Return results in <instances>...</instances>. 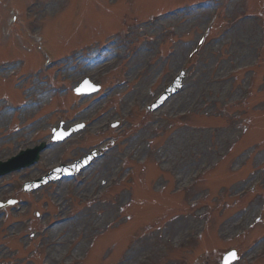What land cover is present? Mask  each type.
Masks as SVG:
<instances>
[{"label": "rangeland", "instance_id": "rangeland-1", "mask_svg": "<svg viewBox=\"0 0 264 264\" xmlns=\"http://www.w3.org/2000/svg\"><path fill=\"white\" fill-rule=\"evenodd\" d=\"M3 1L4 3L0 4V62L3 63L0 66V99L2 103L5 102L0 105V155L3 156V152L8 155L10 151H16L12 152V155H17L20 147H32L42 142L50 145L43 153L39 165L0 179V200L16 198L19 200L17 208L27 210L23 219L19 217L22 223H19L18 227L15 226L16 221L6 224L8 233L11 230L17 232L19 226L27 232L31 226L37 232L33 240L26 239L25 230H22L26 234L21 238L8 239L5 235L3 241L8 249L0 248V264H31L33 261L41 264V259L45 257L37 256L44 253L39 248L41 246L47 251L48 247L50 251L55 250L56 256L52 258L57 264L66 254L65 249L71 240L79 241L76 250L72 249V255L79 260L76 264H123L122 260L129 250L133 253L135 262L129 261L125 264H136V258L161 253L164 247L173 250L170 248L172 244H177L183 239L189 229L199 227L204 219L202 220V217L194 222L193 212H200L206 203L190 209L191 201L206 194L211 196L209 204L218 209V214L212 216L209 211L211 217L207 219H213L210 227L212 233L209 232L212 239L206 244L209 248L203 250L212 251L219 246V241L213 233L218 231L221 235V229L227 225L226 234L221 237L222 243L227 245L225 250L230 248L232 244L225 243L224 238L230 234L233 236L237 229L233 226L238 221L245 220L249 223L264 199L259 198L260 195L264 196V188L262 193L258 192L257 195L244 198L239 196L252 182L264 179V0H249V3L248 0H193L202 3L209 1V7L202 11H192L188 16L178 15L172 20L167 16L151 17L144 23L146 19L142 16L134 29L124 28L118 35H110L109 32L113 26L119 29L120 23H123L121 17L132 18L138 14V10L140 14L158 10L154 13L159 14L162 11L159 5L170 2L168 7H162L164 12L175 6L172 5L174 3L179 6L180 3L191 0H0V3ZM66 2L71 5L67 6ZM23 7L31 16L29 18L21 14L19 27L13 31L7 26V19ZM216 8L222 10L218 28L210 36L202 53L192 61L183 90L157 111L144 114L141 111L142 106L138 110L130 111L133 105H137L134 103L137 98H133L132 94L148 75L152 78L150 82L155 83V86L150 94L138 97L142 105L149 104L161 94L164 84L176 76L187 54L196 46L207 18ZM63 9L65 10L60 16L55 18ZM75 24L79 26L80 31L96 33L97 37H101L103 31L108 32L98 39L90 34L85 38L77 35L75 40H65ZM40 34L41 43L49 45L50 50L58 56V62L56 61L55 66L49 70L48 76L42 74L40 80H31V90L36 88L39 91H33L35 98L30 104L25 95L28 97L31 90L25 88L23 93L25 86L21 84L28 83L31 78L30 71L39 68L42 58L35 56L33 52L25 51V46H31V36L38 37ZM64 42H77L76 46L86 45L82 53L84 59L89 56L92 48L98 49L99 53L103 48H108L97 60L104 66L103 72L89 73V69L95 64L92 61L79 63L76 70L70 71L71 74L64 71V63L60 59L67 58L70 54L75 55L71 50L66 51ZM17 59H21L20 65L25 68L19 77L16 75L20 72L11 74ZM32 61V65L37 64L31 68ZM148 66L154 68L147 70ZM82 73L83 76L78 79ZM85 77H90L104 89L109 88L108 91L112 90L111 87H116L117 82L126 81L125 87L117 90V100L114 99L110 103H107V99L100 101L102 104L98 115L95 121L90 123L86 112H82V105L89 102L86 99L77 101L72 95L74 87ZM50 87H55V90H58L56 87L67 89L70 93L58 90L59 92L47 94V91H43ZM41 97L44 98L39 107L35 99L39 100ZM94 112L92 110V113ZM99 121L104 123L93 126ZM63 122L66 129L80 122H86L87 127L62 144L51 143L52 128ZM114 122L120 125L113 128ZM245 133L237 148L230 152L232 161L222 157L223 165H236L238 161L248 162L243 167L247 170L244 174L240 176L241 172H226L224 169V176L230 180L221 178L223 172L220 171L215 174L216 177L220 176L216 181H211L210 177V180L199 182L193 189L186 187L190 186L189 183L196 174L207 169L204 164L215 160H211L217 157L215 151L220 152V148L229 149L230 144L233 146L237 137L240 138ZM17 135L20 137L14 138ZM98 148L104 150L103 156L96 163L112 156L115 168L119 166L116 170L121 174L115 178L118 182L112 188L108 183L109 175H101L99 187L93 193H101L99 202L98 199L91 198L88 204L82 205L84 201L78 198L81 193H76L82 187L83 177L89 175V168L82 172L83 175L69 180L73 186L63 189L62 192L59 191L61 182L32 193L26 194L23 191L25 182L33 181L58 166L59 157H65L64 162L68 163L70 158L80 159ZM194 150L204 162L194 165L195 157L189 156ZM131 151L133 152L130 153ZM145 155L152 157L148 162L142 163ZM241 162L239 167L242 166ZM130 170L134 173L129 176ZM31 171H34L36 177H30L33 173ZM114 171L111 174H114ZM208 171L214 172L213 169ZM239 176V180L244 183H236L235 180ZM92 180H89V183ZM163 182H167L169 186L164 191H157ZM225 185L227 192L220 193ZM178 187H186L188 191L178 197L174 193ZM107 188H110V192L105 194L103 191ZM207 189H210L209 192ZM225 193L227 194L224 201H230L232 206L238 207L236 212L239 213L236 215H228V211L221 215L222 204H216V198ZM56 199L60 202L59 211L54 204ZM121 207L124 208L122 213L119 211ZM29 209L31 211H28ZM4 211L11 212L9 216L18 215L14 213L13 207ZM34 211L43 212L42 221L40 220L42 223L38 222V219L36 223H32ZM68 211H72L73 215L82 211L85 215H92L95 218L94 223L86 219V227L80 225L79 231L75 230L74 234H58L64 243L49 244V240L43 238L45 235L41 236L42 229H46L44 222L52 221L58 213L57 218L62 219ZM234 212L232 211L233 214ZM188 214L192 215L187 216ZM179 215L185 217H176ZM122 216L123 220L120 221ZM115 217L119 218V223L112 222ZM261 230L263 234L258 235L257 230H254L251 236L263 240L260 248L264 251V224ZM96 236L98 237L95 246L87 257ZM87 237L90 239L87 240ZM207 240L208 238L205 239ZM27 243L35 245L36 253L21 252ZM240 244L241 242L233 243L236 249ZM244 246L245 244L242 245ZM184 255L191 257L185 253L180 257ZM207 258L209 256L204 260ZM24 259L27 262L23 261Z\"/></svg>", "mask_w": 264, "mask_h": 264}, {"label": "bare ground", "instance_id": "bare-ground-1", "mask_svg": "<svg viewBox=\"0 0 264 264\" xmlns=\"http://www.w3.org/2000/svg\"><path fill=\"white\" fill-rule=\"evenodd\" d=\"M101 67L102 66H99V65L96 68L93 67L92 70H91L92 71L91 74H95V73L100 72ZM150 81H151V76L148 75L142 81L143 83H141L140 86H137L136 87L138 89L136 90V92H133V94H132L133 95V98H138V97L146 96L147 93H148V91L155 86V83H152ZM138 91H140V92H138ZM125 101L127 102V99ZM40 102H41V99H40ZM98 108L99 107L97 106V107L93 108L92 110L97 111ZM90 113L93 114L92 111ZM103 123H104L103 121H99L98 123H95L94 125H99L100 126ZM18 137H20V135L19 136L17 135L14 138L18 139ZM6 155L7 154L3 152V156L6 157ZM113 163L114 162L112 161V158H108L107 160H104L103 162L94 163V165L90 168L91 170L89 169L87 171L89 175H87V177L85 176V180L83 182V186L84 187L82 186L77 191V193H80L81 192V197L83 199H86V198H90L91 199V198L95 197L96 195L93 194V193L99 187L98 186L99 185L98 183H99V181L101 179V175H104L105 177H106V175H109V179L110 180H109L108 183H110V181H111L112 178L116 177L117 170L115 168V164H113ZM112 171H114V174H111ZM31 172H33V173L30 175V177L36 176V174L34 173V171H31ZM97 173H99V174L97 175ZM91 179H93V180H92L91 183H89V180H91ZM101 183H102V181H101ZM69 186H71V184H69V183L68 184L61 185L60 186V192H62L63 189H66ZM57 203H60V202L57 201ZM86 219L90 220L92 222V224L94 223V220H95V218L92 215H87V216L82 217L80 222H72V223H68L67 225H63L61 227H58V228L54 229L50 233V238L51 239L49 240V243L54 244L56 242V240L59 238L58 237V234H60L61 232L62 233H67L68 235H72V234H74L75 230L79 231L78 230V227L80 228V225L83 226V228L86 227V223H85L86 222L85 221ZM65 229H67V231H65ZM62 242H63V239L62 238H59L58 243H62ZM51 256H53L55 258V256H56L55 255V251H51ZM130 259L132 260V257H130ZM132 262H133V260H132Z\"/></svg>", "mask_w": 264, "mask_h": 264}, {"label": "snow or ice", "instance_id": "snow-or-ice-1", "mask_svg": "<svg viewBox=\"0 0 264 264\" xmlns=\"http://www.w3.org/2000/svg\"><path fill=\"white\" fill-rule=\"evenodd\" d=\"M231 256H232V259H235V253H232Z\"/></svg>", "mask_w": 264, "mask_h": 264}]
</instances>
